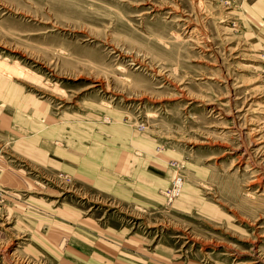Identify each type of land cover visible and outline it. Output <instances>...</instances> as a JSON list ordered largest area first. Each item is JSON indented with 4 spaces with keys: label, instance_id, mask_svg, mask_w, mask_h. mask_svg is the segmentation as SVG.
<instances>
[{
    "label": "rangeland",
    "instance_id": "374dc122",
    "mask_svg": "<svg viewBox=\"0 0 264 264\" xmlns=\"http://www.w3.org/2000/svg\"><path fill=\"white\" fill-rule=\"evenodd\" d=\"M0 246L264 264V0H0Z\"/></svg>",
    "mask_w": 264,
    "mask_h": 264
},
{
    "label": "built area",
    "instance_id": "2783aa9c",
    "mask_svg": "<svg viewBox=\"0 0 264 264\" xmlns=\"http://www.w3.org/2000/svg\"><path fill=\"white\" fill-rule=\"evenodd\" d=\"M181 179L178 178L174 181L173 185L168 188L165 192V195L169 198L177 196L181 191Z\"/></svg>",
    "mask_w": 264,
    "mask_h": 264
},
{
    "label": "bare ground",
    "instance_id": "6f19581e",
    "mask_svg": "<svg viewBox=\"0 0 264 264\" xmlns=\"http://www.w3.org/2000/svg\"><path fill=\"white\" fill-rule=\"evenodd\" d=\"M234 116V115H233ZM234 119V118H233ZM246 155H250V153L248 152V150L246 149V147H244L243 148V152H242V154H241V156H240V159L241 160H243L245 157H246ZM251 156V155H250ZM263 177V176H262ZM260 181V180H259ZM1 247V246H0ZM8 247V246H7ZM1 251V250H0ZM8 248H6V246H4V248H3V251L1 252L2 253V259L4 260V261H7V262H10V260H12V256L13 255H10L8 252ZM18 257V256H17ZM12 263H13V261H12ZM17 263V262H16ZM4 264V263H3ZM26 264V263H25Z\"/></svg>",
    "mask_w": 264,
    "mask_h": 264
}]
</instances>
